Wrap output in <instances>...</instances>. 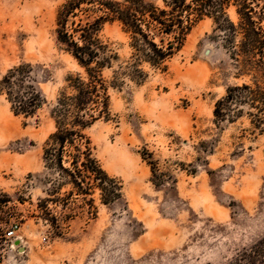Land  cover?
<instances>
[{"label": "rangeland", "instance_id": "rangeland-1", "mask_svg": "<svg viewBox=\"0 0 264 264\" xmlns=\"http://www.w3.org/2000/svg\"><path fill=\"white\" fill-rule=\"evenodd\" d=\"M64 2L0 0V80L28 64L43 100L25 117L0 94V264H227L264 238V125L245 114L215 121V101L244 79L209 18L164 71L141 65L139 85L112 76L133 52L117 22L103 25L98 38L118 60L103 71L109 114L85 134L119 197L104 203L95 189L63 204L71 189L63 185L57 201L43 202L45 179L57 177L43 155L50 110L66 77L83 74L56 39ZM227 14L237 21L232 8Z\"/></svg>", "mask_w": 264, "mask_h": 264}, {"label": "trees", "instance_id": "trees-1", "mask_svg": "<svg viewBox=\"0 0 264 264\" xmlns=\"http://www.w3.org/2000/svg\"><path fill=\"white\" fill-rule=\"evenodd\" d=\"M232 8L237 21L227 10ZM205 18L212 20L224 46L244 81L228 86L215 101L216 122H234L244 114L256 129L264 125V0H162L159 6L146 0H65L56 14V39L82 68L83 74L67 76L50 110L54 130L45 140V167L56 172L46 178L43 202L57 201L58 189H71L62 199L88 197L95 189L104 203L119 197L116 181L101 168L92 154L85 130L109 114V95L103 71L111 70L118 56L98 38L105 23L117 22L130 37L131 63L112 70L135 84L146 74L141 65L164 71L165 62L178 51L191 28ZM114 79L116 77H113ZM32 69L20 64L0 80V94L14 115L32 116L42 96L32 84ZM115 84L116 82L113 81ZM246 109V113H244ZM48 215L46 207L44 210ZM6 224L9 220L5 221ZM227 264H264V238L239 252Z\"/></svg>", "mask_w": 264, "mask_h": 264}, {"label": "built area", "instance_id": "built-area-1", "mask_svg": "<svg viewBox=\"0 0 264 264\" xmlns=\"http://www.w3.org/2000/svg\"><path fill=\"white\" fill-rule=\"evenodd\" d=\"M14 233H15V229H12V230H9L6 234L7 237L11 238L14 236Z\"/></svg>", "mask_w": 264, "mask_h": 264}]
</instances>
